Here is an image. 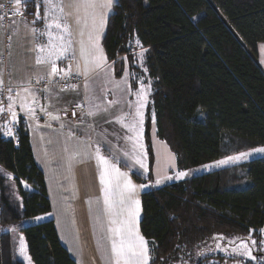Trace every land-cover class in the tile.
Returning a JSON list of instances; mask_svg holds the SVG:
<instances>
[{"label":"trees","instance_id":"obj_1","mask_svg":"<svg viewBox=\"0 0 264 264\" xmlns=\"http://www.w3.org/2000/svg\"><path fill=\"white\" fill-rule=\"evenodd\" d=\"M33 4L28 0L25 5ZM263 42L264 0L114 4L102 42L107 59L124 55L134 85L140 79L151 85L146 180L153 178V113L157 136L175 154L180 170L264 146V71L257 61ZM16 130L9 137L0 125V227L51 210L23 117ZM142 207L149 264H202L203 244L236 236L256 241L252 247L258 263L245 257L236 261L264 264L259 231L264 227V156L147 186ZM18 235L15 241L10 231L0 232V264H28L19 253L21 238L31 264H77L53 219L29 224ZM215 256L225 257L216 252L210 258Z\"/></svg>","mask_w":264,"mask_h":264},{"label":"crops","instance_id":"obj_2","mask_svg":"<svg viewBox=\"0 0 264 264\" xmlns=\"http://www.w3.org/2000/svg\"><path fill=\"white\" fill-rule=\"evenodd\" d=\"M30 1L34 2L32 8L35 13L37 4L40 5L41 19H37L35 15L32 18H19L5 28L0 12V76L3 83L8 80L16 86L11 94V119L16 122L23 117L26 121L33 155L44 173L51 203L50 212L24 220L27 224H32L53 219L61 242L77 264H113L111 233L108 232V228L112 226V214L105 211L103 203L104 185L100 181L103 165L97 158V146L100 147V154L120 171L126 172L137 186H161L179 180L176 175L180 170L177 159L167 143L157 136L154 117L150 131L154 154L153 178L152 181L146 180L150 175L146 114L151 87L146 89L148 95L142 109L143 124L137 123L142 136L137 138L136 132L131 130V125L139 120L136 115L139 103L137 93L140 92L142 83L145 86L148 84L140 79L134 85L127 58L120 55L116 60H108L102 44L109 16L118 0H113L110 11L98 7L85 8L82 0H53L56 7L51 9V16L48 18H45L49 9L44 0ZM61 7L62 12L59 10ZM93 12L97 25L103 12L106 21L103 28L93 26ZM52 19H59L70 28L69 52L57 61V66L59 70H66L70 66V74L62 77L77 75L81 78L75 88H64L54 83L53 78L61 75L46 76L49 66L36 64L37 56L42 55L38 52L37 45L46 46L48 42V36L41 35V32L46 30V25ZM33 27L35 34L31 31ZM49 30L53 38L58 34L64 35L65 40L69 38L62 29L52 27ZM96 45L103 49L106 56V60L101 61L99 66L97 58L100 53ZM82 48L88 50L87 58ZM73 54L74 58H70ZM257 61L264 71V62L262 64L258 58ZM119 71L121 73L117 74ZM37 77L44 79L37 83ZM24 88H28L29 92L25 93ZM25 104L34 110L33 114L22 106ZM13 111L16 113L15 118ZM72 111L79 113L74 115ZM90 112L95 114L89 115ZM52 116H58L59 119L54 120ZM156 150L159 151L160 158L156 156ZM136 157L142 159L144 168L135 163ZM5 174L12 178V175ZM136 176L144 178L146 183L137 180ZM157 180L160 181L159 184L156 183ZM144 188L137 187L131 194L132 199H139L141 202L136 225L143 237L140 223L143 216ZM127 206L126 204L125 207ZM116 211H120L119 207ZM126 215L124 213V216L115 218L119 220ZM259 231L263 233L264 227ZM251 240L253 239H249V242ZM236 264L246 263L236 261Z\"/></svg>","mask_w":264,"mask_h":264},{"label":"snow or ice","instance_id":"obj_3","mask_svg":"<svg viewBox=\"0 0 264 264\" xmlns=\"http://www.w3.org/2000/svg\"><path fill=\"white\" fill-rule=\"evenodd\" d=\"M17 4L27 3V0H15ZM85 8L96 9L97 7L103 9L104 11H110L113 7V0H82ZM44 4L48 7L49 11L46 13L45 18L51 16V9H54L56 5L53 3V0H44ZM40 5L37 4V11L35 16L37 19H41ZM61 12L63 11L62 7L59 9ZM93 17V26L103 28L105 26V19L103 16V12L100 14L99 24H96L95 13L92 14ZM35 24V21H33ZM52 27L56 29H62L64 33L68 34V39L65 40L64 35L58 34L53 38L52 32L49 30ZM33 34H35L36 30L33 27L31 29ZM48 36V42L46 46L37 45L38 52L42 55H38L36 58L37 65H48L50 70L46 73V76H55L57 74L61 75V78L64 74H70V66L66 70H59L57 66V61L61 59V57L65 56L66 53L69 52L68 45L71 44V33L70 28L66 23H61L59 19H52L51 23L46 25V30L41 32V35ZM89 40H92V36H89ZM137 43H139L137 41ZM100 55L97 58V66L100 65L101 61L106 60V56L103 53V49L99 48L96 45ZM86 58L88 56V50L83 49ZM74 58V54L70 57ZM44 77H37V83L40 82ZM50 83V81H48ZM31 84V81H28ZM0 84H3L2 76H0ZM73 88L76 86L73 85ZM151 85H143L141 84L140 92L137 93L139 97V103L136 111V115L139 117V120L136 123L131 125V130L136 132L137 138L142 136V132L137 127V123L143 124V111L142 109L145 107V100L148 95V91L146 89H150ZM11 89H9V93H11ZM23 91L25 93L29 92L28 88H24ZM18 95V93H17ZM9 101H13V96L10 94L8 96ZM112 103V102H109ZM27 109L30 114H33V109L28 107V105H22ZM80 107V105H77ZM12 105H9V109L11 110ZM43 110V109H42ZM5 111V109L0 108V113ZM106 111V109H105ZM75 114V113H74ZM95 113L90 112L89 115H94ZM13 117H16V113L12 112ZM52 119H59L58 116H52ZM154 120V113H153ZM8 136H13V132L11 129H8ZM131 139V138H130ZM107 147V144L105 145ZM97 158L103 165V171L100 174L101 184L104 185L103 188V203L105 205V211L112 214L111 224L108 228V232L111 233V252L114 257L113 264H149L150 261V249L148 246V241L139 234L138 227L136 225V218L139 216L141 211V202L139 199H132L131 194L134 193L137 187L144 188L147 185H135L132 180L128 177L126 172L120 171V169L113 163H110L109 160L102 154H100V147L96 148ZM253 154H264V147L253 149L250 152H241L236 156H230L226 160H221L216 162V166L224 165L229 161H237L240 159H245ZM125 155H128L125 153ZM135 163L138 164L141 168H144V164L142 159L139 157L135 158ZM205 168H210V165H205ZM186 172H180L177 174V178H181L186 176ZM157 184L160 183L159 180L156 181ZM119 199H116V197ZM128 205L125 207V205ZM119 207L120 211L117 212L116 209ZM126 213V217L122 219H116V216H124ZM38 219H40L38 217ZM251 239V238H249ZM230 243L235 244V241H230ZM252 244H256L255 240H251ZM217 248H220V245L217 244ZM227 251V249H224ZM19 253L25 259L28 260V264H31V258L27 255V244L23 238L20 239L19 244ZM232 253L240 256H248L250 259H256L255 256L252 255L251 249L247 241H241V243L232 248Z\"/></svg>","mask_w":264,"mask_h":264},{"label":"rangeland","instance_id":"obj_4","mask_svg":"<svg viewBox=\"0 0 264 264\" xmlns=\"http://www.w3.org/2000/svg\"><path fill=\"white\" fill-rule=\"evenodd\" d=\"M27 7L31 8L32 6L28 5ZM257 58L263 64V62H264V43H262L260 48H259V52H258V57ZM72 113L73 114L74 113L78 114L79 111H72ZM15 123H16V125H15ZM13 125L18 127L19 120L17 119L16 122L13 120ZM13 125H9L8 124V125H5L3 127L5 135H6L7 131H8V129H12ZM13 135H14V133H13ZM9 137H11V136H9ZM155 152H156V156L158 158H160L159 151L156 150ZM238 154H234V155H230V156H236ZM230 156H228V157H230ZM259 156H264V155H262V154H253L252 156H250L248 158H245V159H240V160H237V161H234V162L233 161H229L228 163H226L224 165L216 166V162L221 161V160H226L228 158V157H225V158H222L220 160L211 162L209 164H205V165H210L211 166L210 168H205L204 167L205 165H201V166L192 167V168H190L188 170H179L178 173H180V172H186L187 173L186 176L179 178V180L180 179H184V178H188V177H191V176L203 173V172H207V171H210V170H213V169H217V168H220V167H223V166H226V165L242 163V162L248 161L251 158L259 157ZM164 160L166 162L168 161L167 158H164ZM172 161L175 164V158H173ZM1 169H2V173H6V170L4 168H1ZM27 225H29V224H27L25 222V220L22 219V220H20L18 222L11 223L9 225L0 227V232L10 231L13 234V237H14L15 241H17L20 238V235H18L19 230L21 228L27 226ZM263 234H264V231H263ZM239 238H240L239 236L229 237V238H223L221 241H218V242L212 240V241H209V242L203 244V246L201 248V251H200V257L201 258L205 257L206 259L204 258L202 264H221V263H223V264H236V260H238L239 257H245V259H249V257L246 256V255L245 256H240V255H236V254L232 253V248L238 246L241 243L242 240L248 242L249 247H250L251 252H252V255L254 256V250H253L251 242H249V239L248 238L239 239ZM219 239H221V238H219ZM230 241H235V244L230 243ZM217 244L220 245V248H217ZM224 249H227V251H225ZM260 249H261V251L264 250V243L262 245V248H260ZM257 251H259V250H257ZM216 252L217 253L220 252L225 257H223L222 259H219L216 256L214 258H210V256L213 253H216ZM253 261H257V259H253ZM257 263H258V261H257Z\"/></svg>","mask_w":264,"mask_h":264},{"label":"built area","instance_id":"obj_5","mask_svg":"<svg viewBox=\"0 0 264 264\" xmlns=\"http://www.w3.org/2000/svg\"><path fill=\"white\" fill-rule=\"evenodd\" d=\"M0 12L2 23L5 28L9 27L12 23H14L15 20L19 18H32L35 15L32 7L30 8L25 5L17 4L14 0H0ZM80 81L81 78L77 75L53 78L54 83L64 88L72 87L73 85L78 84ZM15 87L16 86L9 83L8 80H6L0 87V108L5 109V111L0 113V125L3 127L8 124L13 125L11 113L10 110H8L9 105H11V101H9L8 96L13 93ZM9 89L12 90L11 93H9ZM17 128V126L13 125L11 131L14 133V135L11 137H15Z\"/></svg>","mask_w":264,"mask_h":264}]
</instances>
